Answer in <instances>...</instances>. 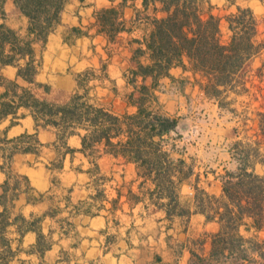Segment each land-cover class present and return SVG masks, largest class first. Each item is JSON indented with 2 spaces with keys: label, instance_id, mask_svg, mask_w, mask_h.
Segmentation results:
<instances>
[{
  "label": "trees",
  "instance_id": "obj_1",
  "mask_svg": "<svg viewBox=\"0 0 264 264\" xmlns=\"http://www.w3.org/2000/svg\"><path fill=\"white\" fill-rule=\"evenodd\" d=\"M5 1L0 0V70L9 65L16 67L17 77L26 85L0 75V85L5 87L0 95V124L9 116L15 124L18 111L28 110L37 129L55 130L65 152L74 151L67 140L76 135L81 141L80 151L86 156L112 155L134 163L138 176L143 178L140 186L147 182L153 185L148 188L150 200L165 210L167 217L189 218L193 213H202L207 220L217 222L219 230L211 235L209 253L191 251L190 264H264V173L256 171L258 163L264 165V111L256 113L260 138L251 141L245 137L233 143L231 153L237 167L221 176V194H209L194 186L192 209L190 203L181 200L182 186L194 171L185 159L175 157L179 152L176 141L181 138L177 131L179 118L162 111L158 96L161 79L171 77L172 67L186 69L183 60L187 57L200 90L220 109L236 115L232 107L236 98L251 95L258 100L260 94L264 99V87L253 82L255 78L264 80V62L252 68L264 49V41L257 40L259 22L252 10L237 7L226 17L230 35L223 40L220 18L205 16L201 0H159L167 15L152 20L153 29L143 41L144 47L134 50L124 75L128 89L125 99L135 110L117 112L102 101L103 97L90 94L97 86L105 87L106 66L99 74L95 70L79 74L74 91L35 80L40 65L35 45L46 44L68 0H13L14 12L28 19L25 33L6 24ZM117 18L115 9L100 11L102 31L106 30L111 40L124 30ZM94 80L99 83L91 84ZM112 85L111 90L118 94L113 81ZM249 119L255 120L246 117L244 124ZM41 146L36 133L7 138L0 131V161L4 160L0 169L9 166L15 154L37 152ZM198 180L196 176L195 182ZM19 186L18 180L11 186L7 179L0 195L4 206L0 212V245L8 247V254L12 251L4 236L9 225L7 206L18 197ZM18 219L26 221L22 215ZM5 258L1 256L0 262Z\"/></svg>",
  "mask_w": 264,
  "mask_h": 264
},
{
  "label": "crops",
  "instance_id": "obj_2",
  "mask_svg": "<svg viewBox=\"0 0 264 264\" xmlns=\"http://www.w3.org/2000/svg\"><path fill=\"white\" fill-rule=\"evenodd\" d=\"M201 5L205 16L220 18L223 40L230 35L226 17L237 7L251 9L257 20L264 16V0H201ZM4 9L6 24L25 33L28 19L14 12L13 0H6ZM103 9L118 12L117 24L124 30L115 40L109 38L106 30L102 31L99 15ZM166 15L159 0H68L46 44L35 45L40 60L36 82L74 91L79 74L87 70L99 74L101 67L106 66L105 87L97 86L90 94L103 97L102 101L117 112H133L135 108L125 99L128 89L124 75L134 50L144 47L143 41L153 29L152 20ZM75 28L77 33L73 32ZM183 61L186 69L172 67L171 77L161 79L158 92L162 111L179 118L177 131L181 141L180 120L187 99L201 95L222 111L215 100L205 97L200 90L187 57ZM0 75L26 85L17 77L14 66L1 68ZM112 81L118 94L111 90ZM168 88L174 90L172 95L166 92ZM4 91L5 87L0 85V95ZM18 116L15 124L12 116L5 119L0 131L7 138L36 133L42 146L37 152L15 154L11 164L0 169V195L7 179L11 186L17 180L20 183L18 197L7 206L9 225L4 236L12 252L8 254V247L0 245V258L6 257L0 264H190L191 251L209 253L211 235L219 230L217 222L207 220L202 213H193L189 218L167 217L165 210L150 200L148 188L153 185L147 182L140 186L143 178L138 176L134 163L112 155L86 156L80 151L81 141L76 135L68 138L67 145L74 151L67 153L57 142L54 129H37L28 110L20 109ZM231 131L230 144L220 153L222 157L211 160L202 169L195 165L188 149L180 148L179 140L176 141V157L185 159L194 171L181 189V200L190 203L192 209L194 186L218 196L222 192L221 176L226 170L236 169L231 147L236 140L245 139H239V132L235 133L233 127ZM257 133L258 126L254 140L260 138ZM258 167L263 170L259 172ZM256 171L263 174L264 165L258 163ZM3 210L0 204V212ZM19 215L26 221L18 219Z\"/></svg>",
  "mask_w": 264,
  "mask_h": 264
},
{
  "label": "rangeland",
  "instance_id": "obj_3",
  "mask_svg": "<svg viewBox=\"0 0 264 264\" xmlns=\"http://www.w3.org/2000/svg\"><path fill=\"white\" fill-rule=\"evenodd\" d=\"M234 11L236 10L234 9ZM258 20L260 21V36L257 40L264 41V16L258 17ZM263 62L264 49L254 59L252 68L260 67ZM253 82L264 87V80L259 82L258 78H255ZM166 92L172 95L174 90L168 88ZM232 107L237 110L236 115L231 114L226 109L219 111L211 105V101L201 95L187 99L186 111L180 120V132L183 138L182 141H178V145L180 148L186 147L188 149L189 156L194 158L198 168L202 169L211 160L222 157L220 153L223 150L225 152L230 144L233 133L232 127L239 132V139L246 137L251 141L254 140V133L257 128L254 125L255 122L257 123L256 113L257 111H264V99L260 94L258 100H253L251 95H244L236 98ZM246 117L255 118V120L249 119L244 124ZM262 170L263 168L258 167L259 172ZM194 190L196 191L195 188Z\"/></svg>",
  "mask_w": 264,
  "mask_h": 264
},
{
  "label": "built area",
  "instance_id": "obj_4",
  "mask_svg": "<svg viewBox=\"0 0 264 264\" xmlns=\"http://www.w3.org/2000/svg\"><path fill=\"white\" fill-rule=\"evenodd\" d=\"M190 195H192V192H190Z\"/></svg>",
  "mask_w": 264,
  "mask_h": 264
}]
</instances>
